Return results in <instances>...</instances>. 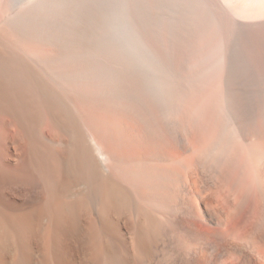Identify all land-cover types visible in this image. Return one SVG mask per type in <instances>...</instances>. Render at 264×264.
<instances>
[{
    "label": "bare ground",
    "instance_id": "6f19581e",
    "mask_svg": "<svg viewBox=\"0 0 264 264\" xmlns=\"http://www.w3.org/2000/svg\"><path fill=\"white\" fill-rule=\"evenodd\" d=\"M20 2L0 264H264V0Z\"/></svg>",
    "mask_w": 264,
    "mask_h": 264
},
{
    "label": "rangeland",
    "instance_id": "374dc122",
    "mask_svg": "<svg viewBox=\"0 0 264 264\" xmlns=\"http://www.w3.org/2000/svg\"><path fill=\"white\" fill-rule=\"evenodd\" d=\"M28 1H29V0H28ZM25 2H27V0H24V2L17 3L14 7H20V6H22ZM93 108H94V107H93ZM93 108H90V106H89V108H88V116H89V117H88V118H89L88 120L94 118V119L91 120V121H92L93 123L96 122L95 125H99V124H100L99 126H101L102 128H103V125H102V124L105 125V126H104V130H103L101 127H98V126H97L98 129H101L100 131H98V130H97V131H98V132H102V133L104 132V133H105V138H106L107 136H108V137L111 136V138H112L113 136L118 138V136H117L116 134H114V132H115L114 129H115V128H114L112 125H111V126L109 125V123H110V122H109L110 117H108L109 114H107V112H104V111L102 110V111L105 113V114H104L102 111H100V110L97 111L96 108H94V109H93ZM90 117H91V118H90ZM96 117H97V118H96ZM105 117H106V118H105ZM95 118H96V119H95ZM99 118H100V119H99ZM102 118H104V119H102ZM107 118H108V119H107ZM95 120H96V121H95ZM98 120H101V122L99 123ZM106 120H107V121H106ZM102 121H104V123H103ZM108 125H109L110 127H109ZM45 128L47 129V127H45ZM108 128H109V129H108ZM107 131H108L109 134L107 133ZM109 131H110V132H109ZM111 132H112V133H111ZM13 133L15 134V132H13ZM110 134H111V135H110ZM94 135H95V134H94ZM97 135H98V134H96V136H97ZM106 135H107V136H106ZM96 136H95V137H96ZM96 138H97V137H96ZM132 145H133V144H132ZM118 146L120 147V144H118ZM131 147L134 148V146H131ZM121 148H122V147H121ZM126 149L129 150V148H126ZM235 172H236V171L234 170V171L232 172V174H231L232 176L230 175V176H231V177H230L231 179L228 177L230 181H232L234 178H236V173H235ZM233 173H234L235 175H234ZM234 176H235V177H234ZM234 180H235V179H234ZM72 196H73V195H72ZM124 220H125V219H124ZM124 220H123V221H124ZM128 221H130V220H128ZM128 221L125 220L123 223L128 222ZM128 223L131 225V224H132V221H130V222H128Z\"/></svg>",
    "mask_w": 264,
    "mask_h": 264
}]
</instances>
